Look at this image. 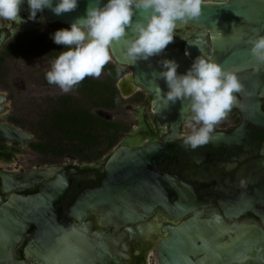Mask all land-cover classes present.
<instances>
[{"label":"flooded vegetation","instance_id":"1","mask_svg":"<svg viewBox=\"0 0 264 264\" xmlns=\"http://www.w3.org/2000/svg\"><path fill=\"white\" fill-rule=\"evenodd\" d=\"M182 27L180 33H189L191 38H176L169 44L171 48L184 50L189 40L200 36L205 57L218 56L216 42L222 40L221 32ZM238 32V42L246 46L262 29L241 23ZM124 75L114 85L119 94L117 107L122 98L135 103L128 104L131 127L98 160L8 169L10 154L36 142L32 136L24 145L0 136V205L13 194L24 198L48 194L50 184L60 178L68 185L63 195L44 209L2 215V220L14 223L5 230L8 238L3 244L0 240V264H264V127L244 124L251 121L246 117L253 106L249 97L234 93L235 103L215 126L210 141L192 149L183 142L188 129L182 121L176 130L158 124L162 120L153 109L149 92L138 87L128 96L122 93L118 83ZM72 92L82 97L77 88ZM66 96L56 107H80L72 97L65 101ZM258 99L264 111V95ZM119 146L155 151L142 163L133 160L126 167L133 181L126 197L107 202V197L118 192V177L109 181L105 165ZM85 150L83 146L80 152ZM80 199L84 202L78 205ZM93 199L97 203L88 206ZM118 202L124 206L117 207ZM75 240L77 255L71 247ZM74 258H78L76 263Z\"/></svg>","mask_w":264,"mask_h":264},{"label":"clouds","instance_id":"2","mask_svg":"<svg viewBox=\"0 0 264 264\" xmlns=\"http://www.w3.org/2000/svg\"><path fill=\"white\" fill-rule=\"evenodd\" d=\"M25 2L30 20H36L37 13L44 9L60 15L78 6V0H0V21H8L7 28L13 35L17 31L13 24L23 23L19 12ZM202 5L203 0H95L83 17L51 34L53 42L64 50L52 61L45 78L49 85L68 93L85 77H99L112 60L113 44L121 42L122 55L133 63L159 56L173 42L178 25L199 20ZM137 13L140 18L134 22ZM247 43L251 57L264 63V35L252 37ZM158 64L161 70L156 73L157 79L164 80L167 88L162 94L157 85L162 108L177 101L182 105V122L188 129L184 144L196 149L208 143L215 126L234 105V93L241 90L236 72L202 54L184 73H178L179 64L174 59Z\"/></svg>","mask_w":264,"mask_h":264},{"label":"water","instance_id":"3","mask_svg":"<svg viewBox=\"0 0 264 264\" xmlns=\"http://www.w3.org/2000/svg\"><path fill=\"white\" fill-rule=\"evenodd\" d=\"M94 2L95 0H78V6L75 10L60 15L54 14L50 9H44L43 12L37 13L36 20L28 19L29 7L25 2L21 5L19 12L20 17L23 18V23L19 25L14 23L13 28H16V33H18L25 29L37 28L46 24L61 23L69 26L77 18L83 17L86 13V9ZM203 3L202 15L199 20L190 21L178 26H195L204 29L212 28L215 32L222 33V40L216 42L218 56L209 59L216 61L227 70L235 71L238 80L242 85L239 92L249 97V101L253 103V106L248 110L246 115L247 119L251 121H244V124L252 123L264 127V111L261 110L260 101L258 99V96L264 95V63H260L251 57L248 44L246 46H241L238 42V29L240 28L241 23H246L248 25L257 24L262 29L261 35H264V0H203ZM253 8H257V10L255 11ZM40 15L43 16V21L38 20V16ZM139 18V13H137V15L133 17L134 22ZM7 25L8 22H0V50L5 42L13 37V34L7 28ZM250 31L253 34H256L254 30L250 29ZM128 35L131 37L132 34L129 33ZM198 37H194L195 40H189L188 43L193 45L188 44L184 50H181L178 47L171 48L168 45L159 56H153L147 61H137L135 63L129 61L122 55L123 42L113 44L112 46V61L118 65L129 67L131 69L134 84L152 95L153 109L162 120L158 122V124L162 123L166 126H171L174 130H176L177 125L182 121V105L177 101L175 104H170L167 109L162 108L161 94L157 92V85L162 90V94L167 91V88L164 80L157 79L156 73L161 70L158 61L163 59H174L179 64L177 70L178 73H184L191 66V63L197 56L201 54L205 56L206 54L201 48L203 42L198 39ZM176 38H191V35L189 33H179L174 36V39ZM251 69H257L260 71L255 73H241L242 71ZM245 85L249 87L246 88ZM4 99V96L0 94V111H2L1 104L4 102ZM185 112H187V109H185ZM0 121L2 120L0 119ZM0 136L8 141L17 142L22 145L31 139V135L28 132L14 125L2 122H0ZM222 138L224 140H232L231 137L226 138L225 136H222ZM124 143L127 144L126 141H124ZM153 150L155 151V149H150L149 152L148 149L140 148L136 151H132L126 146H119L111 155H109L105 169L109 181H112V177L117 175L118 192L116 195L107 197V202H112L115 198L120 199L126 197V190L133 182L131 174L126 171V167L130 166L133 160L135 161V164L142 163L144 159L149 157V155L151 156L154 154ZM0 176H3L1 171ZM67 186V181L64 178H60L50 184L48 187V194L28 198L13 194L8 202L0 205L1 243L4 242L6 237L8 238V233L5 230L10 228V224L14 223V220L9 221L8 218L2 220V215L19 213L30 214L33 213L32 209L34 207L44 209L43 207L51 205L58 199V197L62 196ZM1 202L0 198V203ZM82 202H84V200L80 199L78 205ZM94 203H97V201L93 199L87 204H89L88 206H93ZM123 206V204L118 202L117 207ZM24 225L25 222L21 223V228H24ZM75 241L76 242L71 243L72 248H75L78 245L77 240ZM5 244H7L6 241ZM74 250L77 255L76 248ZM44 253L46 255L48 253V256H50V252ZM73 260L76 263L78 258L76 260L74 258Z\"/></svg>","mask_w":264,"mask_h":264},{"label":"rangeland","instance_id":"4","mask_svg":"<svg viewBox=\"0 0 264 264\" xmlns=\"http://www.w3.org/2000/svg\"><path fill=\"white\" fill-rule=\"evenodd\" d=\"M46 26L35 28L37 29L36 35H51L58 28L53 24ZM183 29L180 26L179 29H176L175 34L180 33ZM20 34L22 33H16L13 37ZM5 44L0 50V94L5 98L1 104L0 119L29 132L34 142L47 143L45 151L39 152L34 150L32 145H27L24 151L10 154L8 157L12 161L11 167L9 165L5 168H28L52 163L79 165L98 160L109 152L110 149L104 143L86 149L84 152L72 149L74 144L65 137L63 131L51 126L49 119L51 110L66 95H71L74 100H78L80 107L87 108L99 118L122 123L126 129L119 132L116 142L122 134L128 132L132 122L131 108L129 109L128 104H135L130 98H122L121 105L114 109L92 107L86 98L76 95L72 90L63 93L58 86L48 84L45 78L46 72L50 69L55 58L45 54L13 58L6 54ZM109 63L116 64L112 60ZM122 69V75L130 72L127 66H122ZM104 75L102 70L99 77L91 78L102 80Z\"/></svg>","mask_w":264,"mask_h":264},{"label":"trees","instance_id":"5","mask_svg":"<svg viewBox=\"0 0 264 264\" xmlns=\"http://www.w3.org/2000/svg\"><path fill=\"white\" fill-rule=\"evenodd\" d=\"M53 25H56L57 29L68 27L61 23ZM36 32L37 29H32L10 38L5 44L6 54L13 58L43 54L56 58L64 50L62 45H56L53 42L51 35H36ZM102 70L105 73L102 80L85 77L74 88L78 89L82 97L91 103V106L114 109L118 106L117 100L119 99L114 83L121 76L123 69L121 65L107 63ZM64 100H71V97L66 96ZM49 119L51 126L62 130L65 137L74 144L72 149L77 151H82L83 146L91 149L103 143L110 148L115 144L119 132L126 129L122 123L101 119L83 107H54ZM96 133H100L101 137L97 139ZM31 145L37 151H45L47 147V143L42 141L31 143Z\"/></svg>","mask_w":264,"mask_h":264},{"label":"bare ground","instance_id":"6","mask_svg":"<svg viewBox=\"0 0 264 264\" xmlns=\"http://www.w3.org/2000/svg\"><path fill=\"white\" fill-rule=\"evenodd\" d=\"M29 12V11H28ZM43 16H38V20L43 21ZM119 88L125 96H128L132 92L138 90V86L134 84L131 72L125 74L118 83Z\"/></svg>","mask_w":264,"mask_h":264}]
</instances>
